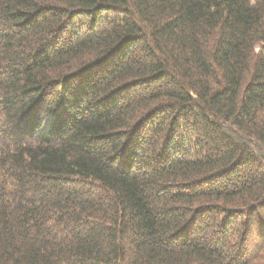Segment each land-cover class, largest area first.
I'll return each instance as SVG.
<instances>
[{"label": "trees", "instance_id": "trees-1", "mask_svg": "<svg viewBox=\"0 0 264 264\" xmlns=\"http://www.w3.org/2000/svg\"><path fill=\"white\" fill-rule=\"evenodd\" d=\"M0 264H264V0H0Z\"/></svg>", "mask_w": 264, "mask_h": 264}, {"label": "rangeland", "instance_id": "rangeland-1", "mask_svg": "<svg viewBox=\"0 0 264 264\" xmlns=\"http://www.w3.org/2000/svg\"><path fill=\"white\" fill-rule=\"evenodd\" d=\"M75 28H76V33L77 34L79 33V35H81L82 38H86L87 37L86 28L81 27V29H79V27L77 28V25H76Z\"/></svg>", "mask_w": 264, "mask_h": 264}]
</instances>
